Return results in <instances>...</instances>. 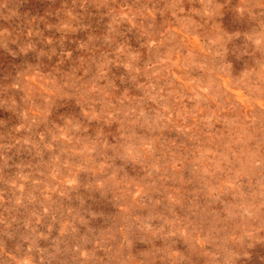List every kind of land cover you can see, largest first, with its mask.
I'll list each match as a JSON object with an SVG mask.
<instances>
[{"label":"clouds","instance_id":"clouds-1","mask_svg":"<svg viewBox=\"0 0 264 264\" xmlns=\"http://www.w3.org/2000/svg\"><path fill=\"white\" fill-rule=\"evenodd\" d=\"M0 264H264V0H0Z\"/></svg>","mask_w":264,"mask_h":264}]
</instances>
